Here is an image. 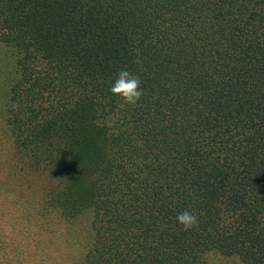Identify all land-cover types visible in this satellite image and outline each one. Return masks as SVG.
<instances>
[{
  "label": "trees",
  "instance_id": "obj_1",
  "mask_svg": "<svg viewBox=\"0 0 264 264\" xmlns=\"http://www.w3.org/2000/svg\"><path fill=\"white\" fill-rule=\"evenodd\" d=\"M98 1L0 0V43L31 46L23 69L55 90L9 86V176L10 150L21 163L42 149L24 165L50 176L28 199L37 220L64 205L88 222L72 239L82 264H204L210 250L264 264V0ZM121 70L141 81L135 107L109 91ZM185 210L198 228L182 230ZM5 217L0 264H27ZM39 225L44 241L58 229Z\"/></svg>",
  "mask_w": 264,
  "mask_h": 264
},
{
  "label": "rangeland",
  "instance_id": "obj_2",
  "mask_svg": "<svg viewBox=\"0 0 264 264\" xmlns=\"http://www.w3.org/2000/svg\"><path fill=\"white\" fill-rule=\"evenodd\" d=\"M114 0H99L96 7L102 5H107ZM90 5V4H89ZM96 5V3H95ZM2 41V40H0ZM0 43V139L3 138V130L10 128L9 126L13 125L11 118L13 113L11 112V96H9V86L14 83L21 82L26 80L24 84L29 86L33 84L32 89L36 90V93L41 90L44 94H52L55 92L52 87H49L48 84H43L41 87V81L38 78L37 72L30 69H23L27 64H31L34 61V58L31 57L28 53L32 49L30 46L28 50L25 49L23 45L16 46L13 48H8L7 45ZM26 63V64H25ZM23 72V73H22ZM20 80L16 82V80ZM71 87L67 88V91L63 93L61 99L64 100L68 95H70ZM75 94V93H74ZM56 104H54L55 107ZM52 134H57L55 130ZM35 145V144H32ZM19 150L13 148L9 152L12 153V162L20 166L22 171L18 170V174L12 177L9 176V171H6L4 166V154L1 155L0 152V188L4 189L2 198L0 200V213L5 215V220L8 219L12 229L18 230L27 237V264H82V254L84 253L83 249L81 254L74 248L75 243L72 242V239L77 236L83 228V225L88 222H84L83 219H80V225L76 228L75 218H64L58 212L63 211V208H66L64 205H59L57 208H50L49 213L46 215L44 220L38 219L34 214L32 205L28 199L29 194H38L37 197H40V191L43 189L47 181V176H50V173L47 170L39 171L38 169H30L27 167V164L24 165V161L29 159V154L36 156L40 153V150L25 149L26 154L20 153V157L24 160L19 163L17 155H13V152ZM0 151L1 147H0ZM31 181V183L29 182ZM33 184H36V189ZM58 199L55 200L57 202ZM61 201V200H60ZM32 222L30 226L26 225V222ZM43 224L42 228L44 233H47L50 226L56 227L58 229L54 230L50 235L45 236V241L43 240L44 234L42 237H39L37 229L39 223ZM35 225H34V224ZM30 227V228H29ZM32 228L34 230H32ZM81 236V235H79ZM250 240L247 241L249 243ZM40 246L41 250H37V247ZM30 249L33 253L30 252ZM1 261V257H0ZM2 263H5L1 261ZM204 264H242L241 260L233 254H223L217 250H210L205 254V263Z\"/></svg>",
  "mask_w": 264,
  "mask_h": 264
},
{
  "label": "clouds",
  "instance_id": "obj_3",
  "mask_svg": "<svg viewBox=\"0 0 264 264\" xmlns=\"http://www.w3.org/2000/svg\"><path fill=\"white\" fill-rule=\"evenodd\" d=\"M140 84L141 81L137 75L131 74L128 70H121L109 91L112 95L119 98L122 105L135 107L143 95ZM176 220L184 231L192 230L199 226V217L195 212L182 211L176 216Z\"/></svg>",
  "mask_w": 264,
  "mask_h": 264
}]
</instances>
